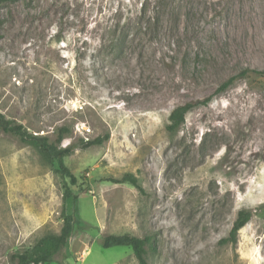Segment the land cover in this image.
Returning a JSON list of instances; mask_svg holds the SVG:
<instances>
[{"label":"rangeland","instance_id":"obj_1","mask_svg":"<svg viewBox=\"0 0 264 264\" xmlns=\"http://www.w3.org/2000/svg\"><path fill=\"white\" fill-rule=\"evenodd\" d=\"M0 112L69 128L78 180L64 202L57 164L0 133V264L59 234L63 205L78 221L47 264H140L110 234L147 238L146 264H264V0H2Z\"/></svg>","mask_w":264,"mask_h":264},{"label":"trees","instance_id":"obj_2","mask_svg":"<svg viewBox=\"0 0 264 264\" xmlns=\"http://www.w3.org/2000/svg\"><path fill=\"white\" fill-rule=\"evenodd\" d=\"M233 81V79H230L224 83L219 88L218 93L224 92L233 83ZM194 107L195 103L193 102L178 106L170 114V124L167 127L168 131L170 133H176L179 127L185 122L188 112ZM0 133L16 136L23 144L33 147L40 154L42 160L48 165L57 164L58 168L56 173L59 174L65 181L63 201L66 202L70 199L73 204H75L78 200V195L75 192L74 187L77 186L78 180L64 162L65 158L74 152V146L66 148L61 147L62 141L71 133L69 128L61 127L57 131L55 141H50L49 137L45 135H34L33 133H30L22 124L7 119L6 116L0 112ZM108 138L109 136H105V139L88 140L84 142L83 148L87 149L95 145H101ZM117 182L128 183L136 188H140L137 178L131 174H126ZM61 216L63 219V226L59 234L45 235L32 247L24 250L23 252L14 253L11 256V262L14 264H47L53 262L55 257L67 248L68 243L75 232V226L78 221L75 208L71 214H67L65 205H63ZM250 219V212H239L229 237L224 239L222 243L236 244L239 232L249 223ZM147 244V238H139L130 234H110L105 235L102 238V246L105 249L120 246L131 247L134 256L140 264H146Z\"/></svg>","mask_w":264,"mask_h":264}]
</instances>
